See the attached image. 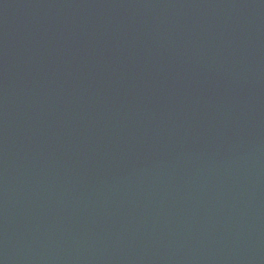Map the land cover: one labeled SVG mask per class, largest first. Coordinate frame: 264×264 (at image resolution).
<instances>
[{"label":"water","instance_id":"obj_1","mask_svg":"<svg viewBox=\"0 0 264 264\" xmlns=\"http://www.w3.org/2000/svg\"><path fill=\"white\" fill-rule=\"evenodd\" d=\"M0 264H264V0H0Z\"/></svg>","mask_w":264,"mask_h":264}]
</instances>
